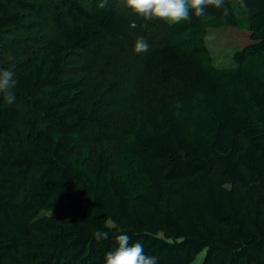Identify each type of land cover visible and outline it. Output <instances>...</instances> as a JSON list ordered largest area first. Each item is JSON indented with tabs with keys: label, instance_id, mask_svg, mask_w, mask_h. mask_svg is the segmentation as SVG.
I'll return each instance as SVG.
<instances>
[{
	"label": "trees",
	"instance_id": "1",
	"mask_svg": "<svg viewBox=\"0 0 264 264\" xmlns=\"http://www.w3.org/2000/svg\"><path fill=\"white\" fill-rule=\"evenodd\" d=\"M97 1L0 0V38L46 7L59 31L0 71V264H191L203 251L200 264H264V0H160L164 15L185 10L137 73L179 97L123 135L104 111L126 106L118 82L90 107L66 86V54L126 34L123 12ZM217 26L250 31L227 65L206 49ZM106 141L114 155L84 146Z\"/></svg>",
	"mask_w": 264,
	"mask_h": 264
},
{
	"label": "rangeland",
	"instance_id": "2",
	"mask_svg": "<svg viewBox=\"0 0 264 264\" xmlns=\"http://www.w3.org/2000/svg\"><path fill=\"white\" fill-rule=\"evenodd\" d=\"M107 3L123 12L126 34L86 50L66 54L65 79L67 89L85 107H90L103 91L108 90L112 82H118L126 106L118 112L108 108L104 111L123 135L132 126L135 116L150 107L156 98L176 100L179 97V92L167 83L162 74L138 75L137 67L149 49L163 42L170 19L181 14L185 6L181 2L175 3L164 15L160 0L97 1L100 5ZM49 10L46 7L43 18L28 12L22 19L24 25L21 28L6 30L0 38L1 72L21 68L30 57L59 35ZM249 41L250 31L246 26H217L208 29L205 44L215 64L227 65L234 61L235 52L242 50ZM18 125L24 129L21 120ZM84 146L92 153H115L113 141ZM214 179L234 185L220 168L216 169ZM255 190H264V183L256 185ZM204 256L205 252H200L191 264H200Z\"/></svg>",
	"mask_w": 264,
	"mask_h": 264
}]
</instances>
